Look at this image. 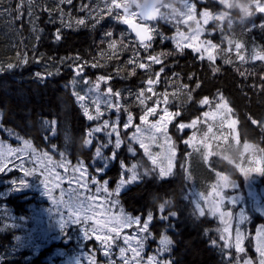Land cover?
<instances>
[{"label": "trees", "instance_id": "obj_1", "mask_svg": "<svg viewBox=\"0 0 264 264\" xmlns=\"http://www.w3.org/2000/svg\"><path fill=\"white\" fill-rule=\"evenodd\" d=\"M20 0H0V136L5 141L16 143V139L31 141L35 148L60 158V154L67 150V158L76 163L82 159L90 165L93 148H87L83 143L86 130L92 123L83 115V110L73 94L70 84L72 81H83L75 76L68 67L71 60L61 63V57L80 55L81 60L99 62L104 65L100 68L85 66L84 76L89 77L90 83L97 75L111 74L113 79L109 84L113 90L121 92V103H128L136 117L140 114V106L132 103L133 97L128 92H135L141 86L143 72L136 70L135 75H129L131 65L125 63L131 55V47L120 51L118 43L116 50L108 49L106 43H101L105 31H112L113 38L117 39L121 31L125 32V43L135 40L128 27L107 14L104 8L110 0H72V5L59 4V0H32L33 15H28V0H23L21 13L16 15L15 8ZM59 4V8L57 5ZM81 4H87L92 10L80 11ZM11 9V13L4 11ZM63 10L61 18L60 10ZM213 14L221 12L222 6L212 7ZM216 10L218 12L216 13ZM222 13V12H221ZM86 17L85 23L78 25V18ZM264 20L263 14H258L251 23L259 24ZM214 21L206 30L208 36L217 44L214 65L219 69L213 73L209 61L197 59V54L189 49L183 53L177 51L175 46L169 48L170 42L161 40L162 33L169 35L176 27L162 24L153 32V47L149 51L171 53L162 57L164 73H161L159 82L155 85L157 92L169 93L168 107L171 111H179L174 116L171 133L178 153L177 168L174 176L169 179L158 177V172L143 176V180L131 185L119 195L121 204L126 212L132 215L141 214L142 219L149 211L153 214L150 223L152 246L157 247L160 235H168L172 240L171 251L167 253L174 264H225L226 259L235 260V252L225 257L220 248V241L216 232L218 223L216 219L199 216L195 211L186 182V170L182 167L184 146L182 134L175 125L178 122H188L199 115L200 108L187 100V93L192 92L195 99L201 95L216 97L218 93L228 100L234 117L238 120V134L241 142L254 141L262 146L264 138V89L259 85L264 76V61L247 60V54L253 45L264 49V31L252 29L251 31H230L224 23L218 28ZM70 25V26H66ZM59 28L61 40L55 41L53 33ZM210 32H214L211 35ZM39 36V40L36 37ZM228 39L239 41L243 45L247 62L237 59L235 43L229 49ZM103 52V54H102ZM27 54V63H21L24 54ZM141 57L145 55L140 49ZM111 57V58H109ZM118 57V58H117ZM225 60L231 61L225 63ZM12 63V69L7 64ZM162 65H153L158 70ZM59 69V71H57ZM119 69V72H117ZM178 73L173 76L172 73ZM245 75L241 76L240 73ZM41 73L40 77L35 74ZM52 73V75H48ZM192 79L189 80V74ZM200 81V88L195 87V81ZM187 84L188 88L183 85ZM255 85V87H254ZM105 85L101 84L103 90ZM149 104L152 101H148ZM121 115L124 116L123 111ZM252 119L258 121L252 124ZM55 121V123H53ZM259 130L263 137H259ZM259 137V138H258ZM241 144V143H240ZM55 145V147H53ZM125 145L118 151L117 161L111 162L103 174L110 181V188L114 186L121 172L119 160L131 158ZM259 148V147H258ZM111 149V146H110ZM61 151V152H60ZM211 168L227 174L230 170L229 162L223 158H212ZM211 159V160H212ZM134 160L140 165L141 173L144 168H153L150 161L139 149ZM236 162L237 159L235 158ZM97 166H102L97 160ZM126 164H130L128 161ZM94 173V168L89 167ZM201 177L204 171H199ZM236 176L235 171L229 173ZM25 181L24 173L18 169L10 173H0V264H48L52 255V247L37 249L28 241V232L35 223L36 212L47 208V200L36 193L31 197L25 192H19L14 181ZM171 203V209L176 211L175 218L163 221L159 211L161 203ZM257 215H253V220ZM264 223V219L260 220ZM215 239L218 246L210 244ZM251 239V238H250ZM252 241L248 243V251L253 253ZM95 244V243H93ZM99 249L98 247H94ZM153 252V251H152Z\"/></svg>", "mask_w": 264, "mask_h": 264}, {"label": "snow or ice", "instance_id": "obj_2", "mask_svg": "<svg viewBox=\"0 0 264 264\" xmlns=\"http://www.w3.org/2000/svg\"><path fill=\"white\" fill-rule=\"evenodd\" d=\"M184 2V14L182 17V23L189 25V22L195 23V28L191 25L188 26L187 32L181 31L179 28L176 30V35L171 39L175 44L177 51L183 53L185 48L191 49V51L197 54V59L209 61V66L213 73L218 72L219 69L214 65L215 56L213 55V50L218 46L208 39H201L204 33V28L202 24H207L209 20L220 19L221 15L213 14L207 8H205L201 13V19H197L196 15V4L190 2V0H183ZM72 5V0H59V4ZM29 9L28 15L32 16V0H28ZM59 4L57 8H59ZM23 5V0L17 3L15 12L19 16L21 13V8ZM104 8L107 9V14L112 15L113 10H117L114 15V19L120 21L121 23L128 26V28L135 34V40H129L125 43V32L121 31L117 39L113 38V32L108 30L105 31L101 40V43H106L108 49L116 50V46L119 43L121 45L120 51L128 50L129 44L132 45L130 51L131 55L126 59L125 63L131 65V70L129 75H135L136 70L140 69L143 72V79L141 80V86L135 91H129L128 96L133 97L132 103L138 104L140 106V114L138 115V121L136 122V115L129 110L130 106L128 103L122 104L121 92L119 90H113V87L109 82L113 79L111 74H100L97 75L95 80L91 81L87 76H84L85 66H89L93 69L104 67V65L99 62H92L89 60H81L80 55L61 57V63L65 60H71L72 63L68 65L74 73L75 76H79L85 85H88L87 92L85 94H80L74 92L77 100L80 101V107L83 109V115L89 121H95L96 123L89 129L86 130V138L83 143L85 145H92L93 140H95V148L92 156V161L90 165H86L83 160H78L75 165H71V161L63 160L59 164V167L63 169L64 173L67 175H60L54 172L47 165L40 168H25L22 156L18 155L17 160L19 163L15 164V167L23 171L24 176H33L39 171L42 178V184L46 189V194L51 199L52 203L56 206V211L61 217V226L65 227L67 224L79 225L83 232L85 239L99 242V251H102L106 258L105 264H174L173 259L169 256L165 258V253H170L172 240L168 235H160L158 246L152 254H148L146 257L144 255L145 242L152 236L150 229V222L153 220V214L149 211L146 217L142 220L141 214L132 215L126 213L123 208H120L118 212H112V208L118 203L117 199H113V194L116 197L119 196L122 187L134 181H139L143 176H148L152 172H156L158 169V177H168L172 173L173 163L172 158L175 156V149L171 147L172 138L168 132V124L173 120L174 116H179V111L173 112L169 109V93L167 91L157 92L155 85L159 82L161 73H164L165 67L163 66L162 57L170 55L171 53L161 52H150L153 44V36L151 33L155 31L154 27L149 26V22L152 21L150 14H147L139 5H137L134 0H110L104 4ZM80 11H88V16L92 15V10L89 9L87 4H81ZM4 11L11 13V9L4 8ZM256 13H264V0H256ZM61 18H63V10H60ZM139 18L140 23H135L133 18ZM86 17L78 18L76 23L82 25L85 23ZM202 20V23H201ZM70 26V25H66ZM259 29L264 31V20L261 23H251L250 27L246 31H251L252 29ZM161 40L165 39L162 33ZM54 40H61V31L59 28L53 33ZM39 40V36L36 37ZM235 43V50L237 59L241 62L246 61V55L243 50V45L239 41H233L228 39L229 49ZM140 49H143L145 55L141 57ZM103 54V52H102ZM111 58V57H109ZM118 58V57H117ZM247 60H260L264 61V49H258L257 46L253 45L251 51L247 54ZM231 61L225 60V63H230ZM21 63H27V54L25 53ZM153 65H162L158 70L153 69ZM14 65L12 63L7 64L8 69H12ZM3 69H0L2 71ZM59 71V69H57ZM119 72V69H117ZM40 77L41 73L35 74ZM52 75V73H48ZM173 76H178V73L173 72ZM241 76L245 73L241 72ZM188 79H192V74L190 73ZM262 82H264V76L261 77ZM105 87L101 91V84ZM184 88H188V85H183ZM195 87L200 88V81L197 79L195 81ZM255 87V85H254ZM261 89H264V83L259 85ZM88 93L92 94L91 103L94 105V113L89 110V106L84 102L88 99ZM187 100L191 101L194 105H198L200 108V114L192 118L189 122H178L175 127L177 131H182L185 128L195 129L198 123H206L208 120L216 121L220 120L221 125L225 122L229 123V127L235 124V120H230L228 113L232 111L229 106V102L223 96V94L218 93L216 97H210L208 95H201L193 98L192 92L187 93ZM148 101H152L151 104ZM103 105V107H102ZM161 105H163L161 107ZM207 108V110H204ZM159 109V110H158ZM124 113L123 122H121V112ZM115 113L112 116L111 113ZM106 114H109L105 118ZM149 117H155V119L150 120ZM203 117V121L201 120ZM252 124H257L256 119H252ZM55 123V121H53ZM134 129L128 132V129ZM126 133L127 139L131 142L138 143L140 148L143 149L144 154L151 161L153 168H144L141 173L138 171V164L133 162L126 165L124 159L119 160L121 174L119 180L116 182L115 188L109 190V180L104 177V173L109 168V165L113 161H117L118 150L121 148L124 142L121 131ZM264 130V129H262ZM213 132V127L209 125L207 131L204 132L203 138L200 143L204 146L210 147L208 144L209 133ZM163 138L164 144L168 145V156L167 165L158 164L157 157L159 153L153 155L149 151V143L156 142L159 138ZM218 138V137H214ZM196 140V133L188 137L184 141L185 144L193 146V142ZM147 141V142H146ZM27 141L25 144L27 145ZM111 146V151L105 154V149ZM55 147V145H53ZM252 145L245 143L244 149L249 150ZM12 150H0V173L10 171L11 169L6 167L5 157L6 153H10ZM127 151L135 156V150L129 143ZM264 151V149H261ZM35 156V150L32 153ZM64 154L61 153L63 158ZM38 160L47 159L51 160V157L47 153H43L42 156L36 157ZM207 159V154H205V160ZM99 160L102 166H97L96 161ZM71 165V173H69V166ZM89 167L94 168V173L89 174ZM241 175L248 177L250 173H260L264 174V169L260 167H249L246 168L242 164H236ZM129 173L127 178L124 176V172ZM216 176L219 178L218 185L220 188H228L232 186L233 181L229 179L227 175H222L217 172ZM191 179V176L187 177ZM53 179L55 183H53ZM67 180L69 185H75L71 191L65 195L63 189H61L60 196L57 198L53 194V188H58L60 182ZM19 190L20 188L26 186L24 180L13 182ZM95 185V194L91 193L92 189L89 185ZM217 185H213V192L219 200L210 201L204 193H199L198 200L195 202L194 209L198 212L199 216H204L205 211L201 206V200L209 205V212L213 215L219 213L222 222L225 223L222 234L220 235V241H223L221 247V252L227 258L231 255L227 250L230 248H235L236 259L233 261L231 259H226L225 264H254L250 257H245L241 259L240 253H244L245 249L242 246L244 240V233L241 231L240 224H242L247 217L244 214L239 216V222L237 223L235 229L234 239L230 232V227L226 218L232 216V212L221 211L220 201L224 197L220 196V192L216 190ZM62 206V207H61ZM164 203H161L159 211L163 213ZM66 210V211H65ZM177 216L176 211H170L167 216H160L163 221H168L169 217L175 218ZM125 229H133L131 232L124 231ZM256 237L258 238L257 244L255 246V251L258 254L259 260L258 264H264V226H260L256 230ZM210 244L213 246H218L215 239L210 240ZM117 251L114 253L113 248ZM116 255L117 260L112 257ZM88 264H96L95 256H88Z\"/></svg>", "mask_w": 264, "mask_h": 264}, {"label": "rangeland", "instance_id": "obj_3", "mask_svg": "<svg viewBox=\"0 0 264 264\" xmlns=\"http://www.w3.org/2000/svg\"><path fill=\"white\" fill-rule=\"evenodd\" d=\"M161 1H162L161 7L164 11L161 15V19H164L163 24H166L167 26H171L172 25L171 23L176 24V27H174L172 31L167 29V31L171 32L169 35L163 34V36L165 37L164 40L169 41L170 42L169 47H172V46H175V44L173 43L171 38L176 35L177 28L180 27L179 29L181 31L187 32L189 25H191L193 28H195L196 25L194 22H191V21L189 22V25L183 24L182 17L184 13H182L179 17L174 16L170 11L169 5L166 2H164V0H161ZM134 2L139 6L141 4V0H134ZM201 12H198L196 10V15H197L198 20L201 19L200 17ZM258 14L260 13H256V15ZM261 14L264 15V13H261ZM218 15H221L220 19H212V20H209L207 24H202L205 30L201 36L202 40L208 39L212 41V39L208 36V32L206 30L207 25L216 21L217 23L215 24V26L220 28L221 24L224 23V19H225L224 15L222 13ZM136 18H133V20H136ZM201 23H202V20H201ZM210 33L211 35H213L214 32H210ZM186 49H189V48H186ZM215 51L216 49L213 50L214 56H215ZM70 87L72 88L73 94L74 92H76V93H80L83 95L87 92L88 85H85L83 81H75V82L72 81L70 84ZM101 91L103 90L101 89ZM91 100H92V94L88 93V99L84 103L87 104L89 106V110L94 113V105H92ZM77 102L80 105L81 102L78 100ZM162 106L163 105H161V107ZM204 110H207V108H205ZM108 115L109 114H106L105 118H107ZM111 115L115 116V113L113 112L111 113ZM228 117L230 118V120H235V124L232 127H229L228 122H225L223 125H221L220 120L217 119L216 121L208 120L206 123L204 122L198 123L195 129L185 128L182 131H179L182 134V137H183L182 145L184 146V149H185L183 153V160H182L181 165L183 169L185 166L186 174L188 176H191V179H189L191 181L190 195L194 203L198 200L199 193L201 192L204 193L207 196L208 200L210 201L219 200V197H217L215 193L213 192V185H217L216 190L220 192V196L224 197V199L220 201V205H219L220 210L221 211L230 210L232 212V216L226 219L228 221V225L230 227V232H231L233 239L235 236V229H236L237 223L239 222V216L241 214H244L247 217V220H245L242 224H240L241 231L244 233V240H243L242 246L244 247L245 252L240 253L239 255L241 259L245 257H250L253 260L254 264H258L259 257H258L257 252L255 251V246L258 241V238L256 237V230L258 227L264 226V223L263 224L260 223V220L264 219L262 218L264 217V174L252 172L249 174L248 177H245L240 174L238 168H236L235 165L240 163L246 168L260 167L261 169H264V151H261V149L255 150L252 147L246 151L244 149L245 144H241L242 147L240 148L239 147L240 140H239V134H238V121L234 117L232 111L228 113ZM123 119H124V116L121 115V122H123ZM149 119L152 120V119H155V117H149ZM201 120L203 121V117H201ZM90 122L92 123V125L89 126V128H91L96 123L95 121H90ZM136 122L139 123L138 117H137ZM173 122H174V118L168 124V132L172 138L171 147L175 149L176 154L172 158V163H173L172 173L168 177H163L165 179L169 178L170 176L172 177L174 176L175 169L177 168V162H178L179 152L176 149L174 138L171 133V125ZM209 125L213 127V132L209 133V139L207 142L210 145V147L206 148L203 143H200V141L203 138L204 132L207 131V127ZM133 130L134 129L130 128L127 131L131 132ZM193 132L196 133V140L193 142V146H189L185 144L184 141L188 139V137H190L193 134ZM121 135H122L124 142L122 143L120 149H122V147L125 145L129 146V143H131V146L135 150V156H137L139 154V149H141L139 144L129 141L127 139L126 133L123 130L121 131ZM214 137H218V138H214ZM16 140H17L16 143H12L11 141L9 142V141L3 140L0 136V150H7V149L12 150L10 153H6V157H5L6 167L10 168L11 170L6 171L4 173H10L15 169L20 170L19 168L15 167V164L19 163V161L17 160V156L20 155L22 156V159L24 161L25 168H33V167L40 168L44 165H47V167L51 168L54 172H57L62 176L67 175L66 173H64L63 169L59 167V164L62 162V159L70 161L67 158V150L62 152L64 154L63 158L61 157V154H60V158H55L54 155L47 153V152H43L39 150L38 148H35L31 141L24 140V139H16ZM26 141L28 142L27 145L25 144ZM229 145H232L236 149H238V152L234 154L231 151H226ZM168 147H169L168 145L164 144V140L162 137L159 138L156 142L149 143V151L153 155H156L158 153L160 154L157 157L158 164L162 163L165 166L167 165ZM87 148L89 149L93 148L94 150L95 140H93L92 145H87ZM262 149H264V144L262 146ZM33 150H35V156L32 155ZM141 150L143 152V149ZM104 151H105V154H107L108 152L111 151V149L109 147L108 149H105ZM43 153H47L48 156L51 157V160L48 161L47 159H44V160L36 159V157L42 156ZM205 154H207L206 160H205ZM131 156L132 157L129 158V160H126L125 163L129 161L131 164L135 161L134 160L135 156H133L132 154ZM218 157L223 158L226 161L228 160L231 163L235 164V165L229 164L230 165L229 173L231 171H235V172L237 171V177H235L234 180L230 179L231 181H233V184L232 186L228 188L219 187L218 185L219 178L216 176V173L219 171L217 168L213 170L211 168L212 166L210 165L211 161H213L212 158H216V162L220 163V161L218 160ZM233 157L237 159V162L233 160ZM186 163H187V166H186ZM75 164L76 163L71 162V165H75ZM130 164H126V165L130 166ZM71 165L69 166L68 174L71 173ZM200 170L204 171V175L202 177L199 173ZM138 171L141 172V168L139 164H138ZM157 172H158V169H157ZM89 174L92 175L95 173H92L89 171ZM120 174H119V177H120ZM128 175L129 173L125 171L124 172L125 178H127ZM42 178L43 177L40 176L39 171H37L35 175L25 177L26 186L18 190L19 192H25V195L29 197L37 193L38 196H42L44 199L47 200V208L40 209L36 212L35 223L28 232L27 242L33 243L37 249H41V248L45 249V248L52 247V255L50 256L51 258L49 259L48 264H88V256L90 255L95 256L96 264H105L106 258L103 255L102 251H99L98 249L94 248V247L100 248L99 242L95 241L94 239L92 240L85 239L84 232L79 225L69 223L65 227L61 226V222H60L61 217L56 211V206L52 203L51 199L46 194V189L44 188L41 182ZM198 178L200 179L201 182L199 181ZM142 180L143 178L140 179L139 181H134L129 184H126L124 187H122L120 194L126 191V189L129 188L131 185L141 182ZM52 182L55 183V180L53 179ZM109 184H110V181H109ZM74 187L75 185H69L67 180H63L60 182V186L58 188H55V187L53 188V194L58 198L60 196L61 189H63L65 192V195L67 196V194ZM89 187L92 189V192L87 193V194H95V185L90 184ZM108 187L110 191L113 190L112 188H110V185H108ZM112 198L117 199L118 203L111 210L112 212H118L120 208H123L120 198L119 196L116 197L115 194H113ZM201 206L204 208V211H205V215L202 217H210V218L217 220L218 226H217L216 232L218 236L220 237L225 227V223L222 222L219 213L215 215L211 214L209 212V205L205 203L203 200H201ZM171 207H172L171 203L169 202L164 203V209H163L164 210L163 212L165 213L164 216H167L170 211H173ZM249 207L252 210V212L258 214V216L253 221L250 215ZM169 218L173 219V217H169ZM124 231L131 232L133 231V229H125ZM151 241L152 239L147 240L145 242V249H144L145 257L148 254L153 253L152 249L154 246L151 245L150 243ZM249 241L253 242L251 243L252 247L254 248L253 255L248 251ZM230 249H233L235 251V248H230ZM116 251L117 249L114 247L113 252L115 253ZM164 255L166 258L167 253H165ZM112 258L114 260L118 259L116 255H113ZM235 259H236V252H235Z\"/></svg>", "mask_w": 264, "mask_h": 264}, {"label": "clouds", "instance_id": "obj_4", "mask_svg": "<svg viewBox=\"0 0 264 264\" xmlns=\"http://www.w3.org/2000/svg\"><path fill=\"white\" fill-rule=\"evenodd\" d=\"M164 2L169 5L174 16L179 17L184 13L183 0H164ZM218 2L222 6L224 25L230 31L246 30V26L256 15V0H218ZM140 7L145 11H151L154 7V0H141ZM226 151L236 154L238 149L229 145Z\"/></svg>", "mask_w": 264, "mask_h": 264}, {"label": "flooded vegetation", "instance_id": "obj_5", "mask_svg": "<svg viewBox=\"0 0 264 264\" xmlns=\"http://www.w3.org/2000/svg\"><path fill=\"white\" fill-rule=\"evenodd\" d=\"M190 2H192V3H195L196 4V10L198 11V12H201V11H203L205 8H207L210 12H213V10H212V7L215 5L216 7H219V5H220V3L218 2V0H190ZM164 11H163V9L161 8V13H160V16L162 15V13H163ZM218 12V10H216V13ZM221 12H219V13H217V14H220ZM136 21H139V18H136ZM163 21H164V19H161V21H158V22H149V26L150 27H154L155 29L156 28H158V30L160 31L161 29H162V24H163ZM141 22V21H140ZM166 25V24H165ZM170 49H172V47H169ZM259 137H263V135H262V131L261 130H259ZM258 137V138H259ZM239 140H240V143L241 144H245V143H247V144H249V145H252L253 147V149H257L258 148V143H256V142H254V141H249V142H244V143H242L241 142V139H240V137H239ZM261 143H263L264 144V138H263V140L261 141ZM263 146V145H262ZM228 177H229V179H232V180H234L235 179V177H233V176H231L229 173H227L226 174ZM188 177V175L186 174V182H187V184H188V189H189V195H190V189H191V181L187 178ZM198 177V176H197ZM236 177H237V174H236ZM199 179V178H198ZM214 179V178H213ZM199 181H200V179H199ZM201 182V181H200ZM191 196V195H190ZM157 248V247H156ZM220 250H221V248H220Z\"/></svg>", "mask_w": 264, "mask_h": 264}, {"label": "water", "instance_id": "obj_6", "mask_svg": "<svg viewBox=\"0 0 264 264\" xmlns=\"http://www.w3.org/2000/svg\"><path fill=\"white\" fill-rule=\"evenodd\" d=\"M161 4V0H154V7L151 11H146L147 14H150L152 17V21L150 22H156L159 21L160 19V9H159V5ZM135 23H140L134 20ZM130 30V29H129ZM131 32V30H130ZM134 36L135 34L133 32H131Z\"/></svg>", "mask_w": 264, "mask_h": 264}]
</instances>
